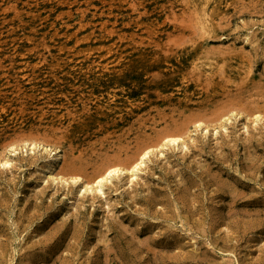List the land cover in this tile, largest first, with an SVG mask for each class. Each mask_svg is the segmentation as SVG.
Masks as SVG:
<instances>
[{"label":"rangeland","instance_id":"obj_1","mask_svg":"<svg viewBox=\"0 0 264 264\" xmlns=\"http://www.w3.org/2000/svg\"><path fill=\"white\" fill-rule=\"evenodd\" d=\"M224 4L0 0V264H264V0Z\"/></svg>","mask_w":264,"mask_h":264},{"label":"bare ground","instance_id":"obj_2","mask_svg":"<svg viewBox=\"0 0 264 264\" xmlns=\"http://www.w3.org/2000/svg\"><path fill=\"white\" fill-rule=\"evenodd\" d=\"M224 1H226V0H189V2L191 3V5L194 9V12H195L197 18H198L199 23L203 27L211 26V24L215 20L216 16H219L222 14V11H223L224 6H225ZM59 48L61 50L62 45H60ZM21 56H23V54H21ZM234 59H235L234 62L236 63V61H238V60L236 58H234ZM54 60L56 61V65L61 67V68H63L64 66H67L68 67L67 72L75 66V64L72 65L71 59L56 56L54 58ZM234 70L237 71V68L235 67ZM101 99L102 98H100V99L96 98V100L98 102H100ZM182 99L184 101H189L190 97L187 94H183ZM104 101H101V102H104L103 105L98 104V103L96 104L97 105L96 106L97 111H106L109 114H116L120 111V107L112 95L109 96ZM61 116L62 115H55L56 119H60ZM255 118L257 120V116ZM163 139L167 140V142H169V143H176L179 138L178 137H166L165 136ZM30 145H29V147H30L31 151H33L34 147H36L35 143L31 142ZM43 148H44V145H43ZM45 149H47V147ZM147 154H148V151L144 150L140 155H138L137 159L135 161H133L132 163H130L127 167H122V166H118V165L106 166L105 169L101 173L94 176L90 180L88 179V181L86 180V182L83 183L84 184L83 185V191H87V190L92 191L94 188L95 191L103 194L104 192L102 191V189H103L102 185H103L104 181H106L113 174L118 173L119 171L120 172L129 171V172H131V175H132V172H135L142 165V163H144V158L146 157ZM58 157H59V155H57V158ZM1 164L8 165L9 161L4 160V162ZM47 173L49 174V177L54 176L51 174V168H49V167H48ZM77 177H79V176H77ZM75 179H77V178H75Z\"/></svg>","mask_w":264,"mask_h":264}]
</instances>
